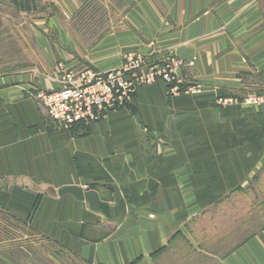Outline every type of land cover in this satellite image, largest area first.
Segmentation results:
<instances>
[{"label": "crops", "instance_id": "crops-1", "mask_svg": "<svg viewBox=\"0 0 264 264\" xmlns=\"http://www.w3.org/2000/svg\"><path fill=\"white\" fill-rule=\"evenodd\" d=\"M49 1L68 22L91 0ZM116 2L123 10L94 52L61 39L68 66L178 58L184 91L171 95L158 78L127 107L69 130L39 98L67 77H0V211L67 255L43 251L49 264H264V225L241 236L223 216L264 185V111L223 103L264 94V0ZM212 223L226 228L219 240ZM0 264L21 263L0 250Z\"/></svg>", "mask_w": 264, "mask_h": 264}, {"label": "rangeland", "instance_id": "rangeland-1", "mask_svg": "<svg viewBox=\"0 0 264 264\" xmlns=\"http://www.w3.org/2000/svg\"><path fill=\"white\" fill-rule=\"evenodd\" d=\"M112 2L115 8L107 0H91L77 16L67 22L60 14L58 7L49 0H0V77L29 73L36 74L35 80L43 77L52 82L54 80L63 82L70 73L76 79L77 76H81V72H101L91 63H86L84 58L78 56L76 58V53L72 55L77 63L71 67L68 66L69 63L63 59V56L64 51L68 52L69 48L62 45L61 39L69 33L78 44L75 49L79 56L94 52L93 44H100L102 41H99L111 33V27L117 20V15L123 10L116 0ZM120 18L121 15L118 19ZM146 66L150 68L149 64ZM193 87L189 91L194 89L196 91L199 86ZM170 88L171 95L184 91L182 85H180V92L175 94L172 92V87ZM253 94H259V92L250 91L246 96ZM243 99H240L238 104L244 108L264 111V103L249 105L243 103ZM254 194L256 196L250 195L249 198L238 194L236 199L240 201L239 205L235 209L223 212L226 222L232 220L231 230L241 236H249L255 231H260L264 225V185L262 190L255 191ZM238 219L244 220L234 224L233 222ZM211 225L212 231L215 230L213 233L216 239L226 229H223L220 224L219 226L214 223ZM234 225L240 227L234 228ZM209 233L212 232L208 229L206 235ZM0 250L7 258L17 260L21 264H49L47 262L50 260L46 259L47 256H44L43 251L56 254V257L64 262H66L64 257H67L60 247L52 242L36 238L28 225L10 218L2 211H0ZM30 253L33 256H29ZM78 264L83 263L79 261Z\"/></svg>", "mask_w": 264, "mask_h": 264}, {"label": "built area", "instance_id": "built-area-1", "mask_svg": "<svg viewBox=\"0 0 264 264\" xmlns=\"http://www.w3.org/2000/svg\"><path fill=\"white\" fill-rule=\"evenodd\" d=\"M146 64L144 59L137 58L123 69L81 72L76 79L70 73L63 87L40 93L39 98L56 128L71 130L78 125H91L110 112L127 107L136 89L156 78H162L172 87L174 94L180 92L182 83L176 72L183 66L180 59L169 58L161 64L156 63L148 68V73L137 71ZM224 102L232 104L239 103V100L230 98ZM244 102L249 105L264 103V94L248 95Z\"/></svg>", "mask_w": 264, "mask_h": 264}]
</instances>
